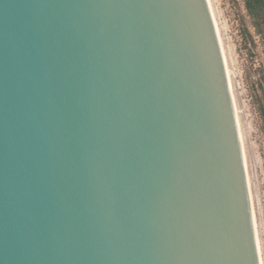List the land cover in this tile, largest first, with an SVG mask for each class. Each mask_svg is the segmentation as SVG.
<instances>
[{"label":"water","instance_id":"water-1","mask_svg":"<svg viewBox=\"0 0 264 264\" xmlns=\"http://www.w3.org/2000/svg\"><path fill=\"white\" fill-rule=\"evenodd\" d=\"M0 264H261L209 0H0Z\"/></svg>","mask_w":264,"mask_h":264},{"label":"rangeland","instance_id":"rangeland-1","mask_svg":"<svg viewBox=\"0 0 264 264\" xmlns=\"http://www.w3.org/2000/svg\"><path fill=\"white\" fill-rule=\"evenodd\" d=\"M214 3L232 69L264 252V129L256 103L264 88V35L253 27L242 0Z\"/></svg>","mask_w":264,"mask_h":264},{"label":"bare ground","instance_id":"bare-ground-1","mask_svg":"<svg viewBox=\"0 0 264 264\" xmlns=\"http://www.w3.org/2000/svg\"><path fill=\"white\" fill-rule=\"evenodd\" d=\"M209 4H210V7H211L212 14H213V17H214V20H215V24H216V27H217V30H218V34H219V37H220L222 50H223V54H224V59H225V63H226V68H227V73H228V77H229L230 87H231L232 95H233L234 102H235V108H236V113H237L238 122H239V128H240V134H241L243 148H244V156H245V162H246V168H247L248 183H249V186H250V199H251L252 211H253V216H254V226H255L256 238H257V242H258V250H259V255H260V262L262 264V262H264V252H263V246H262L261 231H260V226H259V223H258L257 212H256V207H255L252 178H251V175H250L246 143H245V138H244V134H243V130H242V124H241V119H240V112H239V107H238V103H237V98H236V94H235V88H234V82H233V76H232V69H231V66H230L228 52H227L225 41H224V38H223V35H222V29H221V25H220V21H219V17H218V14H217V10H216V6H215V3H214V0H209Z\"/></svg>","mask_w":264,"mask_h":264},{"label":"trees","instance_id":"trees-1","mask_svg":"<svg viewBox=\"0 0 264 264\" xmlns=\"http://www.w3.org/2000/svg\"><path fill=\"white\" fill-rule=\"evenodd\" d=\"M244 2L248 16L252 19V24L257 33L264 35V0H242ZM245 33L249 36V30L245 29ZM262 89V96L256 95V103L260 113L263 129H264V88Z\"/></svg>","mask_w":264,"mask_h":264},{"label":"snow or ice","instance_id":"snow-or-ice-1","mask_svg":"<svg viewBox=\"0 0 264 264\" xmlns=\"http://www.w3.org/2000/svg\"><path fill=\"white\" fill-rule=\"evenodd\" d=\"M262 264H264V262H262Z\"/></svg>","mask_w":264,"mask_h":264}]
</instances>
